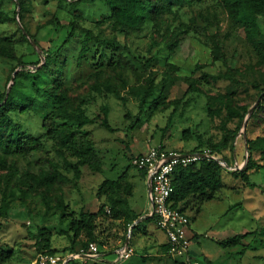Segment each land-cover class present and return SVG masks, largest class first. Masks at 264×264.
<instances>
[{"label":"rangeland","instance_id":"1","mask_svg":"<svg viewBox=\"0 0 264 264\" xmlns=\"http://www.w3.org/2000/svg\"><path fill=\"white\" fill-rule=\"evenodd\" d=\"M152 1L156 9L150 18L126 34L113 24L110 8L100 0H0L10 16L0 24V36L10 39L19 56H0V91L25 107L12 111L13 117L46 145L45 151L4 154L7 166L0 165V243L15 250L6 264H32L39 253L35 234L40 226L52 230L56 251L79 248L81 239L72 240L71 215L97 211L107 201L97 195L101 182L122 174L134 183L130 202L142 219L133 222H141L131 233L134 254L116 264H186L168 253L156 221L146 220L152 213L149 185L132 159L153 145L189 150L222 140L238 124V118L226 121L221 100L230 97L250 110L234 139L235 149L230 143L223 149L232 166L224 167L225 186L212 199L181 203L195 232L189 254L201 264H264V168L250 171L255 187L232 173L247 163V138L264 135V13L251 30L230 11V0ZM87 29L120 47L94 39L87 57L79 61ZM148 77L154 78L156 92L141 109ZM199 77L203 91H187L190 79ZM209 96L219 98L211 105L219 107V113L210 114ZM79 106L93 119L85 127L93 132L101 170L78 166L62 132L56 137L45 134V112L55 113L59 122H75ZM103 106L114 130L101 124ZM254 158L264 162L260 151ZM53 164L61 176L50 183ZM4 202L8 210L1 215ZM97 222L103 258L89 264H111L129 228L109 215H100ZM253 230L256 233L237 246L223 248L217 242Z\"/></svg>","mask_w":264,"mask_h":264},{"label":"trees","instance_id":"2","mask_svg":"<svg viewBox=\"0 0 264 264\" xmlns=\"http://www.w3.org/2000/svg\"><path fill=\"white\" fill-rule=\"evenodd\" d=\"M75 3L81 2H95L97 0H71ZM110 8V19L113 24L124 33H129L131 30L139 28L148 18L156 7L152 0H100ZM191 3L201 2L203 0H187ZM228 8L235 15L236 19L247 26L249 29H254L257 24L258 16L264 13V0H230L227 2ZM10 19V16L3 10L0 2V24ZM250 30V31H251ZM26 40L29 39V34L23 32ZM74 36V29L70 31L67 36V41H71ZM35 39L34 36L31 35ZM96 39L102 44L116 45L120 44L115 40L101 39L97 37L92 30L87 29L85 38L82 41V47L79 54V61L86 58L89 51V43ZM36 40V39H35ZM37 42V40H36ZM219 46L217 43L214 45L215 56L218 54ZM46 53V51H45ZM0 56L17 59L15 48L11 45L8 37L0 36ZM119 57L117 62H121ZM168 67L175 68L173 64H168ZM201 77L190 79V85L187 91H203L199 83ZM147 87L142 92L140 97L141 109L145 106L147 101L155 95L156 83L153 77H148ZM109 91L120 94L116 88L108 87ZM218 97L209 96L208 104L210 114H217L220 112L219 107H212ZM223 108L226 110V121L238 118V124L235 128L229 129L224 135L223 139L210 143L208 145H197L193 149L210 148L214 153L222 155L228 161V158L223 154V149L229 144L231 149H235L234 139L239 132L246 115L249 112V107L237 105L235 99L230 97L226 100H221ZM24 111L25 107H20L16 99L9 93L0 91V165L7 166V159L4 154L11 153H30L33 151H45L46 145L40 136L29 133L23 128V125L15 120L12 111L18 109ZM101 124L109 130H114L109 122L107 116V108L102 107ZM75 122L63 121L59 122L56 119V114L53 112H45L43 118V127L45 134L49 137H56L61 132L63 138L70 146V150L74 157L77 158V165H88L94 170H101L102 160L97 156L96 144L93 132L85 127L93 119L86 114L84 107L79 106L76 114ZM170 124V121L168 125ZM184 137H189V129L183 131ZM248 157L245 167L242 169L233 170L234 176L241 178L247 186L255 187L257 184L250 178V171H260L264 168V162L258 161L254 158V153L260 151L264 160V135L255 138H247ZM229 163V161H228ZM230 164V163H229ZM224 167L216 160L201 161L191 163L187 166H180L176 169L173 184L174 191L170 196L173 205L185 210L181 205L182 202L188 201L191 198H197L201 201L214 198L220 190L225 186L223 180ZM139 171L146 175L143 170ZM61 176V173L53 164V170L49 173L47 181L52 183ZM134 183L125 177V174L120 175L118 178H106L99 185L97 195L101 197L105 195L106 202H102L97 211L80 210L77 214H72L70 219V230L73 232L72 240L76 243L81 239V246H87L89 242L96 241L99 246L102 241H99L97 232L98 217L100 215H109L113 219L120 220L128 226L136 221L140 214L136 212L131 206L130 197L133 195ZM264 192V188H263ZM66 206V205H65ZM64 206V208H65ZM8 210V204L4 202L1 206V215H5ZM110 210V211H109ZM63 218L65 213L61 215ZM154 219L155 215L147 216L146 220ZM134 224L132 231L140 224ZM264 233V227L261 228ZM256 230L245 231L236 233L227 238L218 239L217 242L223 248H231L242 243L243 239L255 234ZM37 241V249L39 253H61L56 251L52 245L53 232L46 226H40L38 232L35 234ZM84 236L85 239L82 237ZM79 247V248H80ZM168 250V243L165 244ZM79 248L70 251H77ZM38 253V254H39ZM64 253V252H63ZM15 254L13 248L4 247L0 243V264H6ZM205 260L209 261L207 256ZM179 259V258H178ZM183 261V260H182ZM185 262V261H183ZM120 263V262H117ZM75 264V263H74ZM116 264V263H111Z\"/></svg>","mask_w":264,"mask_h":264},{"label":"built area","instance_id":"3","mask_svg":"<svg viewBox=\"0 0 264 264\" xmlns=\"http://www.w3.org/2000/svg\"><path fill=\"white\" fill-rule=\"evenodd\" d=\"M204 160H216L223 167L232 168L226 158L207 147L176 150L164 145H153L132 159L134 166L143 170L148 180L151 179L152 215H155L157 226L165 232L168 253L176 259H183L186 264H201L189 254L192 244L191 218L187 211L173 205L170 196L174 191L173 179L176 169ZM235 169L238 167L236 166ZM133 226L134 223L129 225V234L125 243L115 249L113 263L122 262L134 254L135 249L130 243ZM102 255L99 244L91 241L77 251L39 253L32 264H68L71 261L75 264H89V261H99L103 258Z\"/></svg>","mask_w":264,"mask_h":264},{"label":"crops","instance_id":"4","mask_svg":"<svg viewBox=\"0 0 264 264\" xmlns=\"http://www.w3.org/2000/svg\"><path fill=\"white\" fill-rule=\"evenodd\" d=\"M144 177L146 178V181H147V184L149 185V183H148V178L146 177V175H144ZM149 195H150V191H149ZM150 208H152V203H151V207ZM137 212V211H136ZM162 232L164 233V236H161V237H163L164 239H165V241H164V243L166 244L167 243V238H166V235H165V232L162 230ZM193 234H195V232H193V230H192V224H191V235H193ZM131 238V237H130ZM130 243H131V241H130ZM192 246L193 245H191V248H192ZM190 248V249H191ZM107 257H105V259H106ZM109 259H111V258H109ZM129 259V258H128ZM127 260V259H126ZM125 261V260H124ZM123 262V261H122Z\"/></svg>","mask_w":264,"mask_h":264},{"label":"water","instance_id":"5","mask_svg":"<svg viewBox=\"0 0 264 264\" xmlns=\"http://www.w3.org/2000/svg\"><path fill=\"white\" fill-rule=\"evenodd\" d=\"M254 108V107H253ZM253 108L251 109V112H252V110H253ZM247 122H248V119H246V122H245V125L247 124ZM148 183H149V191L151 192V188H152V186H151V179H149L148 180ZM152 215V213L151 214H148L147 216H151ZM146 216V217H147ZM142 218L140 217V218H138V220H141ZM135 224V223H134Z\"/></svg>","mask_w":264,"mask_h":264}]
</instances>
